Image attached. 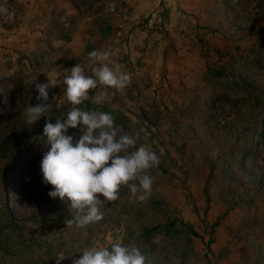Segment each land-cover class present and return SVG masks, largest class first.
<instances>
[{
	"label": "rangeland",
	"instance_id": "obj_1",
	"mask_svg": "<svg viewBox=\"0 0 264 264\" xmlns=\"http://www.w3.org/2000/svg\"><path fill=\"white\" fill-rule=\"evenodd\" d=\"M68 1L69 20L60 17L67 5L28 7L24 17L37 18L24 30L54 37L39 47L8 43L9 33L22 35L18 0L0 18V264H57L60 255L59 264H72L81 250L117 241L139 247L146 264H264V102L252 101L264 100V0ZM109 6L127 16L121 37ZM94 49L110 51V66L132 79L121 90L98 85L88 99L102 95L119 109L116 126L139 132L136 146L160 163L148 170L146 199L122 186L103 219L78 228L66 223L67 198H50L40 172L50 147L44 125L71 107L64 86L50 89L51 110L30 125L26 112L40 102L35 79L62 77L75 64L91 75ZM160 224L170 234L144 230Z\"/></svg>",
	"mask_w": 264,
	"mask_h": 264
},
{
	"label": "clouds",
	"instance_id": "obj_2",
	"mask_svg": "<svg viewBox=\"0 0 264 264\" xmlns=\"http://www.w3.org/2000/svg\"><path fill=\"white\" fill-rule=\"evenodd\" d=\"M98 65L91 75L86 74L80 64L70 68L68 74L46 82L33 81L38 92L35 106L27 108V124L33 123L40 115L52 108L49 91L62 84L66 101L71 105L66 114L47 122L43 134L46 145L50 146L42 154L40 172L42 183L51 185L50 198H67L68 208L73 211L68 225L85 228L103 219L105 201L119 199L122 186H126L132 196L146 199L152 191L154 177L149 169L158 167L160 157L143 145L137 147L140 133L128 134L115 124L111 113L86 110L79 105L89 98V90L104 85L117 90L128 87L131 75L120 65L110 66V51L94 49L88 53ZM102 95L94 98L100 103ZM70 128H79L80 134H68ZM147 135V133H145ZM79 258H72V264H146L147 257L135 245H125L122 241L109 246L89 247L81 250ZM67 255L57 257V264Z\"/></svg>",
	"mask_w": 264,
	"mask_h": 264
},
{
	"label": "crops",
	"instance_id": "obj_3",
	"mask_svg": "<svg viewBox=\"0 0 264 264\" xmlns=\"http://www.w3.org/2000/svg\"><path fill=\"white\" fill-rule=\"evenodd\" d=\"M36 2H39L41 4H54L55 7L67 5V6H64L62 8L63 10L61 9L60 17L61 16H63L64 18L67 17L68 20H69V13H72L70 6H68L69 5L68 0H18L19 5H18L17 9H18V14H20V16L17 14V17H19L20 21L18 20L16 22H19L18 26L22 29L21 30L22 35L20 34L18 36H13L12 33H9L10 35H8V37H7L9 44H12V43L15 44L16 43V45H18L20 47H25V49H26V48H32V47H39L45 42L50 44V40L54 39V37L49 36V35L45 36L42 33L29 34L28 30H26V29L24 30V28H27V27L29 28V24H30L29 21L32 22L35 18H37L34 15H27V18L24 17L25 12L28 11V7H30L33 3L36 4ZM128 3L131 6H135V3L137 5H140V3H143V0H132V2H128ZM55 7H52V8H55ZM57 10H60V8H57ZM58 43H59L58 41L55 42V45H59ZM61 43H62V45H68L70 42L63 41ZM48 50H51V49L49 48ZM67 52H68V49H67Z\"/></svg>",
	"mask_w": 264,
	"mask_h": 264
},
{
	"label": "built area",
	"instance_id": "obj_4",
	"mask_svg": "<svg viewBox=\"0 0 264 264\" xmlns=\"http://www.w3.org/2000/svg\"><path fill=\"white\" fill-rule=\"evenodd\" d=\"M13 2L14 0H0V18H7L12 14ZM106 13V19L114 36L121 37L127 16L114 6H109ZM61 20H64L63 16Z\"/></svg>",
	"mask_w": 264,
	"mask_h": 264
},
{
	"label": "trees",
	"instance_id": "obj_5",
	"mask_svg": "<svg viewBox=\"0 0 264 264\" xmlns=\"http://www.w3.org/2000/svg\"><path fill=\"white\" fill-rule=\"evenodd\" d=\"M252 101H253V104L255 106H258L257 104L260 105V104H262L264 102L263 98L261 96L259 97L258 95H256V96L254 95L253 98H252ZM79 107H82V108H84L86 110H96V111H102V112L111 113L113 115L114 119H115V122L122 120L121 111L119 109H117V108H114V107L110 106L107 103H94L93 101L88 99V100H85L83 102V104H81ZM257 114H259V112H257ZM261 122L264 125V114H263V116H262V118L260 120V123ZM5 145H6V141L3 142L2 147H0V149H4ZM1 152L2 151H0V153ZM178 222H179V224L183 223L181 221H178ZM170 224H173V223H170ZM157 227H161V229H164V231L167 234H170V232H171L170 227H168L167 224L166 225L160 224V226L153 225L150 229L145 228L144 230L149 231V230H153V229H155Z\"/></svg>",
	"mask_w": 264,
	"mask_h": 264
}]
</instances>
